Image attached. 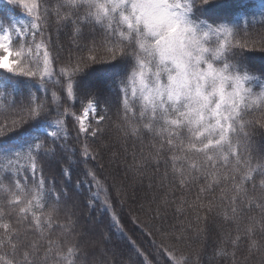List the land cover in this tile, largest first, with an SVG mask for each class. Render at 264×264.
Masks as SVG:
<instances>
[{
    "label": "snow or ice",
    "instance_id": "6c2138e0",
    "mask_svg": "<svg viewBox=\"0 0 264 264\" xmlns=\"http://www.w3.org/2000/svg\"><path fill=\"white\" fill-rule=\"evenodd\" d=\"M0 2V264H90L68 240L75 212L65 210V231L52 239L69 185L73 191L86 187L89 213L108 219V232L88 242L104 257L91 264H188L157 240L164 235L159 228L153 231L134 210L125 216L126 201L135 199L123 184L109 183L100 151L89 142L109 117L99 90L91 91L85 80L90 71L112 69L117 129L141 143L150 138L149 155L141 153L136 163L133 154L131 169L140 172L151 161L158 172L163 160L159 186L172 189V200L165 193L155 209L149 205L152 219L175 205L177 214L195 213L201 233L219 200L222 219L235 230L224 234L214 258L247 264L258 257L264 264V147L255 140L257 132L264 135V71L256 75L249 68L252 54H264V0L253 13L231 9L228 0H57L52 7L48 0ZM53 28L56 41L70 29L66 57ZM72 48L87 54L74 56ZM69 121L79 149L69 144ZM74 165L81 173L72 184ZM53 167L59 187L45 175ZM196 184L192 201L175 196ZM254 209L259 218L245 217ZM108 244L111 250L102 246Z\"/></svg>",
    "mask_w": 264,
    "mask_h": 264
},
{
    "label": "trees",
    "instance_id": "16d2710c",
    "mask_svg": "<svg viewBox=\"0 0 264 264\" xmlns=\"http://www.w3.org/2000/svg\"><path fill=\"white\" fill-rule=\"evenodd\" d=\"M57 0H48V5L50 7L56 4ZM231 9L253 13L257 12L261 3V0H228ZM3 9V3L0 2V10ZM257 26L255 31L261 30V25L259 23L260 17L257 16ZM71 33L70 29L65 28L62 30L59 41L55 39V30L53 28V40L54 43L59 47L63 45L64 51L60 52L62 57H66L68 54V49L71 47ZM72 54L75 55H86V52H80L75 48H72ZM253 59L249 64V68L256 75H260L264 71V65L257 63L256 60L259 58L264 60V54L254 53ZM99 68V66H97ZM116 69L110 70L109 73H104L102 71H90V74L86 77L85 82L88 83L87 79H94V85L90 88L91 91L96 92L99 90V102L101 108H107V116L109 119L105 120L102 124L104 129L103 133L96 138L95 141L89 140L93 144V147L98 148L100 151L99 162L104 164V175L109 177V183L120 185L123 184L128 196L130 198L134 197L135 203H132V199L126 201L124 206L125 216L130 210H134L137 215L140 216L141 220L144 221L153 231L156 228L161 230L164 235H157V240L164 239L166 244L171 245L177 251L178 256L183 255L187 257L188 264H229L228 261H221L218 257L214 258V253L218 247L221 246V241L225 233L234 232L235 225L228 224L222 219L221 213L223 212V206H221L220 201H216L217 207L214 208L213 212L208 215L207 228L204 232L198 233L197 229L204 227L203 224H197L195 220V213L187 211L184 215L177 214L175 212V205L170 206L165 211L161 213V219L153 220V212L149 211V205L152 209L157 207L159 201L163 198L165 193H168V199L172 200V189L165 184V187L161 188L160 177L166 171L163 160L160 165V169L157 172L151 161H148L145 166L140 170V172H135L130 166L133 165V154H135L136 163L142 162L141 153L144 156H148L150 152V138L144 137L143 143L141 140L136 138H125L123 134L117 129L116 125L120 123L117 116V94L115 84L112 80L117 79ZM110 76L111 79L106 77ZM97 82V83H96ZM76 110H79V104L76 106ZM95 126V124H93ZM69 130L71 132V138L69 144L72 147L79 149V144L75 139L76 132L72 126V122L69 121ZM255 140L257 144L264 147V135L257 132ZM256 163V159L253 160V164ZM72 177V184L78 176H80L81 168L75 165ZM169 174L171 172L170 168L167 169ZM141 174L143 175V181L141 183ZM45 175L49 178H55L57 180V186L59 187L63 182L60 179L59 169L53 167L51 171L46 170ZM149 177H154L151 181L154 187L149 188L150 183ZM260 177L257 176V182ZM202 183V181H201ZM200 184L192 185L189 189L183 191L179 190L175 192V196L178 198L183 195L189 201H192L195 194L198 191ZM68 196L61 197V203L59 205L60 211L57 214V226L54 227L52 232V239L61 238L63 229L61 226L68 223L65 217V210L75 212V216L72 217L76 221L75 228L73 229V234L68 237L70 243H77L84 252L87 253L88 260L91 264L93 259L100 260L104 257L100 252V247L93 248L89 245V241L101 240V234L108 232V219L106 216L101 215L99 212L89 213L88 209L85 207V200L87 196L86 187L78 191L71 190V185H69ZM219 190H217L218 195ZM153 197L157 198L156 203H153ZM141 205H144L143 210ZM203 215V213H201ZM256 216L259 218V211L253 210L251 212H246V216ZM241 222V227L243 223ZM191 225V227H189ZM132 235V233H129ZM177 237H182L181 239H176ZM134 238L138 239L140 243H144L145 247L147 244L143 240V237L137 234ZM259 239V234L257 235ZM114 241L117 240L113 237ZM264 243V241H262ZM103 247L111 250L113 248L112 244L102 245ZM120 248H123L122 243L119 244ZM111 255V251L108 252ZM246 255L244 251V246H241V251L237 253L238 260L243 261V256ZM127 257H125L126 259ZM135 259V258H134ZM247 264H259V258L254 257L247 261Z\"/></svg>",
    "mask_w": 264,
    "mask_h": 264
},
{
    "label": "rangeland",
    "instance_id": "374dc122",
    "mask_svg": "<svg viewBox=\"0 0 264 264\" xmlns=\"http://www.w3.org/2000/svg\"><path fill=\"white\" fill-rule=\"evenodd\" d=\"M0 54H3V53H0ZM257 61V63H259V64H261L262 63V65H264V60L262 61V59L261 58H259V60H256ZM87 81H88V85H89V87L91 88L95 83V81H94V79H87ZM97 83V82H96Z\"/></svg>",
    "mask_w": 264,
    "mask_h": 264
}]
</instances>
